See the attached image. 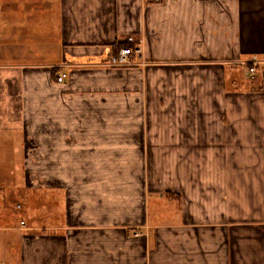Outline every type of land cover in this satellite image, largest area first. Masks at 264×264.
Here are the masks:
<instances>
[{"label": "crops", "instance_id": "crops-1", "mask_svg": "<svg viewBox=\"0 0 264 264\" xmlns=\"http://www.w3.org/2000/svg\"><path fill=\"white\" fill-rule=\"evenodd\" d=\"M129 37L143 56L113 67ZM14 245L264 264V0H0V264Z\"/></svg>", "mask_w": 264, "mask_h": 264}, {"label": "rangeland", "instance_id": "rangeland-1", "mask_svg": "<svg viewBox=\"0 0 264 264\" xmlns=\"http://www.w3.org/2000/svg\"><path fill=\"white\" fill-rule=\"evenodd\" d=\"M111 64H112V60H111V62H110ZM128 66H131V65H127V66H119V67H128ZM114 67V66H113ZM56 75H57V70L55 69V71H54V77L55 78H57L56 77ZM252 78V75H247L246 76V79H251ZM18 105H15V108H14V114L15 115H18L19 113H18ZM187 108L188 109H191V104H189L188 103V105H187ZM189 111V110H188ZM186 112V111H185ZM189 112H193L192 110H190ZM172 123H174V127H178V128H182V126H183V129H185V128H188V129H190V123H192V122H190V121H188V120H186V121H182V122H172ZM176 124V125H175ZM173 128V127H172ZM150 169H149V171L151 172V174H149L150 175V177L152 176V177H154V179H155V181H151V184L149 185V187L152 189V191H153V189H155V188H157V187H160L159 186V181H158V179H156L157 177H156V173H155V170H154V162H153V160L151 159V162H150ZM156 177V178H155ZM155 182V183H154ZM140 188H141V186H140ZM157 191H159L158 189H157ZM22 200V199H21ZM17 201H19V200H14L10 205H11V207H13L14 208V210L11 208V211L12 212H14L15 214H17L18 215V219H20V216L19 215H23L24 214V211H25V209H27V203H26V201H25V203H23V207H22V209H19V210H17L16 209V205H17ZM21 202H23V201H21ZM21 205H22V203H21ZM23 212V213H22ZM14 247H15V245H14ZM15 249H16V253L14 252H10V251H8V252H5V253H3L2 255L4 256V258H3V260H2V263L3 264H18V260H19V257H20V251H19V249L17 248V246L15 247Z\"/></svg>", "mask_w": 264, "mask_h": 264}, {"label": "built area", "instance_id": "built-area-1", "mask_svg": "<svg viewBox=\"0 0 264 264\" xmlns=\"http://www.w3.org/2000/svg\"><path fill=\"white\" fill-rule=\"evenodd\" d=\"M128 42L132 44H136L134 48L132 47H123L117 56L112 58L113 66H127L133 65V56L136 54L139 57L143 56L142 47L140 45V41L134 37H129ZM252 62V66H250V72L252 74L257 72L258 65L260 64V60L257 57H254ZM69 76L68 72H61L58 74L57 79L59 82H63ZM25 224V222H22ZM136 235H140V233H136Z\"/></svg>", "mask_w": 264, "mask_h": 264}, {"label": "trees", "instance_id": "trees-1", "mask_svg": "<svg viewBox=\"0 0 264 264\" xmlns=\"http://www.w3.org/2000/svg\"><path fill=\"white\" fill-rule=\"evenodd\" d=\"M123 47H132V48H134V47H135V44H128V43H127V44L121 46V47L119 48V51H120Z\"/></svg>", "mask_w": 264, "mask_h": 264}, {"label": "bare ground", "instance_id": "bare-ground-1", "mask_svg": "<svg viewBox=\"0 0 264 264\" xmlns=\"http://www.w3.org/2000/svg\"><path fill=\"white\" fill-rule=\"evenodd\" d=\"M136 64H138V63H136Z\"/></svg>", "mask_w": 264, "mask_h": 264}]
</instances>
